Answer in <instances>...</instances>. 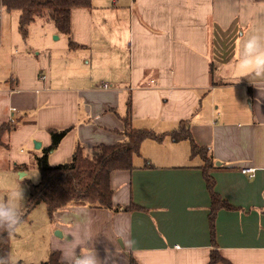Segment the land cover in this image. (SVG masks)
<instances>
[{"label":"crops","instance_id":"1","mask_svg":"<svg viewBox=\"0 0 264 264\" xmlns=\"http://www.w3.org/2000/svg\"><path fill=\"white\" fill-rule=\"evenodd\" d=\"M255 31H264V0H92L72 9L69 35L54 25L44 44L14 54L11 77L0 79V128L14 126L0 158L16 183L52 145L50 130L71 129L51 166L78 146L123 142L128 101L132 128L165 136L142 143L134 170L111 175L114 205L137 210L64 208L20 262L42 264L54 251L63 261L58 239L78 233L101 264H209L213 251L230 264H264V78L244 76L237 59ZM53 35L66 44L48 42ZM184 122L210 149L214 190L232 206L214 232L204 160L190 142L168 139Z\"/></svg>","mask_w":264,"mask_h":264},{"label":"trees","instance_id":"2","mask_svg":"<svg viewBox=\"0 0 264 264\" xmlns=\"http://www.w3.org/2000/svg\"><path fill=\"white\" fill-rule=\"evenodd\" d=\"M92 0H0V9L12 13L19 12V31L24 39L29 35L30 27L38 20L50 22L57 30L65 35L71 31V11L74 8H90ZM1 41V19H0ZM128 113L123 118L125 140L116 145H100L91 152L86 153L81 146L76 148L70 162L58 166H51L49 155L55 151L61 141L71 129L50 130L52 145L44 149L43 155L37 158V168L40 174L38 183L29 182L30 193L22 212V222L26 220L30 211L40 204H45L50 220L54 215L67 207L81 205L90 209H109L116 212H132L138 207L115 206L113 202L114 192L111 188L110 179L116 171H132L136 167L134 160L141 155L140 148L144 141L154 140L162 142L164 135H158L148 130H137L131 127L130 111L131 104L128 101ZM14 126L3 125L0 128V145H3V136L12 131ZM175 142L188 141L192 145V157L204 160V171L207 187L212 196V212L210 216L211 227L214 232V220L217 213L222 209L231 210L232 206L224 202L214 190V180L208 174L213 165L210 149L198 146L189 130V123L184 122L180 130L171 135ZM5 147H8L7 145ZM150 166V164H146ZM27 166H15L21 171ZM21 222V223H22ZM20 223V224H21ZM15 231L9 235L0 229V257H11V243ZM60 253L54 251L50 259L42 264H64ZM228 263L213 251L209 264ZM10 264L11 258H10ZM18 264H23L19 262ZM131 264H137L132 260Z\"/></svg>","mask_w":264,"mask_h":264},{"label":"rangeland","instance_id":"3","mask_svg":"<svg viewBox=\"0 0 264 264\" xmlns=\"http://www.w3.org/2000/svg\"><path fill=\"white\" fill-rule=\"evenodd\" d=\"M2 37L0 46V79L11 77V61L12 56L29 50V44L41 45L44 44V33L54 29V25L50 22L38 20L29 31L26 39L23 38L19 31V12L14 11L8 13L3 11L0 14ZM65 37L53 35L48 42L56 43L57 45L66 44ZM26 47V48H25ZM26 49V50H25ZM250 99L247 100V103ZM168 139L174 141L171 137ZM188 142V141H185ZM2 151H0V155ZM7 166L0 158V198L7 199L11 191L15 190L16 185L20 184L23 190L24 200L20 201L21 211L26 207V202L29 197L30 187L29 182L33 183L39 179L38 169H31L23 179H19L17 183L14 181L20 174L12 171H7ZM50 221L45 204H40L33 208L24 222L18 225L15 235L12 240L11 262L18 264L21 260L28 263L26 260L29 257L30 247L32 245L45 243L44 234L50 230ZM55 234V233H54ZM26 259V260H25ZM45 261V260H44ZM39 263V262H38Z\"/></svg>","mask_w":264,"mask_h":264},{"label":"clouds","instance_id":"4","mask_svg":"<svg viewBox=\"0 0 264 264\" xmlns=\"http://www.w3.org/2000/svg\"><path fill=\"white\" fill-rule=\"evenodd\" d=\"M243 48L238 53V68L244 76L264 78V31H255L242 37ZM24 200L20 184L11 191L7 199L0 198V229L11 235L22 222L20 201ZM72 239L64 236L58 239L57 250L62 252L64 264H101L94 250H82L90 237L82 238L78 233H69ZM79 249V251H77ZM0 264H10V257H0Z\"/></svg>","mask_w":264,"mask_h":264},{"label":"built area","instance_id":"5","mask_svg":"<svg viewBox=\"0 0 264 264\" xmlns=\"http://www.w3.org/2000/svg\"><path fill=\"white\" fill-rule=\"evenodd\" d=\"M0 12H1V9H0ZM107 87H108L107 85H104V88H107ZM243 173L244 174H250L253 176V174L255 173V169H251V168L245 169V170H243Z\"/></svg>","mask_w":264,"mask_h":264},{"label":"water","instance_id":"6","mask_svg":"<svg viewBox=\"0 0 264 264\" xmlns=\"http://www.w3.org/2000/svg\"><path fill=\"white\" fill-rule=\"evenodd\" d=\"M35 147H36V149H40L41 148V144L40 143H35Z\"/></svg>","mask_w":264,"mask_h":264}]
</instances>
